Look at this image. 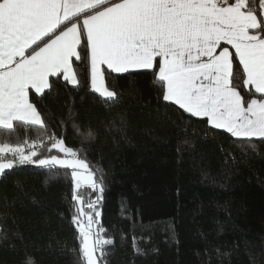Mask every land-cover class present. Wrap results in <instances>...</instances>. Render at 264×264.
<instances>
[{
	"label": "trees",
	"instance_id": "trees-1",
	"mask_svg": "<svg viewBox=\"0 0 264 264\" xmlns=\"http://www.w3.org/2000/svg\"><path fill=\"white\" fill-rule=\"evenodd\" d=\"M79 51L78 85L50 77L51 90L30 91L44 126L0 129V141L27 140L37 159L61 154L50 137L62 139L103 176L101 226L113 243L103 246L101 264H264V140L234 138L164 102L158 69L105 67L106 86L118 96L106 100L91 88L89 51ZM233 67L242 72L235 56ZM74 191L71 169L6 170L0 264H86ZM79 193L87 206L92 188Z\"/></svg>",
	"mask_w": 264,
	"mask_h": 264
},
{
	"label": "snow or ice",
	"instance_id": "snow-or-ice-1",
	"mask_svg": "<svg viewBox=\"0 0 264 264\" xmlns=\"http://www.w3.org/2000/svg\"><path fill=\"white\" fill-rule=\"evenodd\" d=\"M84 48L91 88L106 100L118 96L105 85L102 66L113 73L158 69L154 83L164 102L207 118L234 138L264 140V0L258 7L257 0H0V129L43 127L30 91L51 90L50 77L78 85L73 58L81 61ZM233 56L242 72L234 71ZM50 139L66 158L34 159L37 152L27 140L0 141V161H6L0 162V175L17 163L66 168L76 189L88 185L102 193L103 176L98 180L62 139ZM73 199L80 200L75 191ZM78 215L79 210L73 221L80 225ZM93 223L89 214L87 228L79 227L86 264H98L103 246L113 243L103 238L102 227L93 233Z\"/></svg>",
	"mask_w": 264,
	"mask_h": 264
},
{
	"label": "rangeland",
	"instance_id": "rangeland-1",
	"mask_svg": "<svg viewBox=\"0 0 264 264\" xmlns=\"http://www.w3.org/2000/svg\"><path fill=\"white\" fill-rule=\"evenodd\" d=\"M34 91V90H33ZM66 146V145H65ZM67 147V146H66ZM27 154V153H26ZM54 155H57V156H59L60 158H66L65 157V155L63 154V153H61V154H54ZM48 158V157H47ZM35 159V158H34ZM80 159V158H79ZM84 160V159H83ZM85 161V163L87 164V162H86V160H84ZM0 162H6V161H0ZM16 165V164H15ZM9 170V169H8ZM6 171V170H5ZM75 185V184H74ZM86 186H88V185H82L81 186V188H83V187H86ZM90 187V186H89ZM80 188V189H81ZM93 190V192H94V194H93V196L91 197V199H90V201H97V197H99V200L96 202V204H95V208L94 209H90L89 207H88V204H87V206L86 205H84L83 204V200H82V197L80 196L81 194L79 193V189H76L75 188V192L77 193V194H79V196H80V200H77V202H78V208H79V215H78V219L80 220V225H78V228L80 227V226H83V227H85V228H87V224H88V215L89 214H92L93 216H94V220H95V223H93V225H92V229H93V233H95V231H97L98 230V226H100V227H102L101 226V195H102V193L101 192H99V191H96V190H94V189H92ZM89 201V202H90ZM95 212H99V216H95L94 215V213ZM102 236H103V238H106V237H104V235L102 234ZM93 239H95V236H93ZM106 239H108V238H106ZM99 250H97V252H96V255H97V257H99ZM98 264H101V262H100V260L98 259Z\"/></svg>",
	"mask_w": 264,
	"mask_h": 264
},
{
	"label": "crops",
	"instance_id": "crops-1",
	"mask_svg": "<svg viewBox=\"0 0 264 264\" xmlns=\"http://www.w3.org/2000/svg\"><path fill=\"white\" fill-rule=\"evenodd\" d=\"M222 44H223V46H225V47H229V51L230 52H232L233 53V51L235 52V50H234V48H232L230 45H227L226 43H223L222 42ZM218 51H219V49H218ZM106 66H102V69H104ZM90 76H91V73H90ZM50 79V78H49ZM105 85H106V83H105ZM1 176V175H0Z\"/></svg>",
	"mask_w": 264,
	"mask_h": 264
},
{
	"label": "built area",
	"instance_id": "built-area-1",
	"mask_svg": "<svg viewBox=\"0 0 264 264\" xmlns=\"http://www.w3.org/2000/svg\"><path fill=\"white\" fill-rule=\"evenodd\" d=\"M230 2H231V0H230Z\"/></svg>",
	"mask_w": 264,
	"mask_h": 264
}]
</instances>
